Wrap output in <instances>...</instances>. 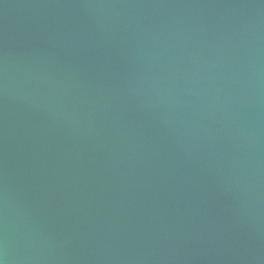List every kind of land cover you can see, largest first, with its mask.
I'll return each mask as SVG.
<instances>
[{"label":"water","instance_id":"95a60500","mask_svg":"<svg viewBox=\"0 0 264 264\" xmlns=\"http://www.w3.org/2000/svg\"><path fill=\"white\" fill-rule=\"evenodd\" d=\"M0 264H264V0H0Z\"/></svg>","mask_w":264,"mask_h":264}]
</instances>
